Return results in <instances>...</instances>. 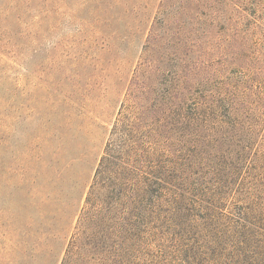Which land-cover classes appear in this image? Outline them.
Segmentation results:
<instances>
[{"label":"rangeland","instance_id":"obj_1","mask_svg":"<svg viewBox=\"0 0 264 264\" xmlns=\"http://www.w3.org/2000/svg\"><path fill=\"white\" fill-rule=\"evenodd\" d=\"M146 51L155 61L138 91ZM195 91L242 107L252 132L236 139L264 192V0H0V264H55L44 258L60 248L54 232L74 264H190V192L177 186L190 183ZM140 114L134 159L145 171L153 147L172 191L160 210L140 181L87 205L116 125Z\"/></svg>","mask_w":264,"mask_h":264},{"label":"trees","instance_id":"obj_2","mask_svg":"<svg viewBox=\"0 0 264 264\" xmlns=\"http://www.w3.org/2000/svg\"><path fill=\"white\" fill-rule=\"evenodd\" d=\"M143 59L133 81L138 91L148 86V73L155 61L147 51ZM190 96V174L185 178L190 183L188 189L177 186L184 199L190 192V249L184 248L183 252L190 253V264H264V192L260 190L263 187L256 180L250 181L253 168H249L248 159L252 147L245 139H236L252 132L239 127L242 107H238L236 100L214 93L208 96L195 91ZM143 118L142 114L133 118L124 115L120 127L119 123L116 125V138L105 149L88 194L86 187L80 191L79 207L86 194L85 203L91 205L102 189L134 187L140 181L147 200L155 210H160V193L172 191V170L161 166L150 152L153 147L147 150L145 171L134 159L143 150L137 137ZM71 205L73 200L67 204ZM69 213L66 210L64 218ZM88 214L89 211L81 216L80 227L88 225ZM53 235V242L60 248L49 246L45 260L53 258L55 264L60 259L61 264L77 262L71 257V250L60 244L62 234ZM72 246H77V241Z\"/></svg>","mask_w":264,"mask_h":264}]
</instances>
